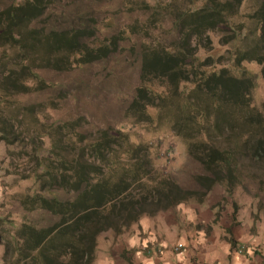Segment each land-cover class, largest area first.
Segmentation results:
<instances>
[{"label":"trees","instance_id":"obj_1","mask_svg":"<svg viewBox=\"0 0 264 264\" xmlns=\"http://www.w3.org/2000/svg\"><path fill=\"white\" fill-rule=\"evenodd\" d=\"M154 1L125 2L127 12L144 19L99 42L94 15L64 12L65 0H0L6 174L33 181L34 189L14 198L26 214L43 216L0 232L3 264H94L100 234H122L144 216L191 200L202 205L217 185L231 192L242 159L264 167V111L253 106L255 75L247 68L259 66L264 81V0L244 16L246 0ZM117 54L134 57L138 73L126 118L168 126L202 170L196 188L157 171L150 145L123 125L88 129L83 117L45 121L60 91L48 103L18 102L50 88V72Z\"/></svg>","mask_w":264,"mask_h":264},{"label":"rangeland","instance_id":"obj_2","mask_svg":"<svg viewBox=\"0 0 264 264\" xmlns=\"http://www.w3.org/2000/svg\"><path fill=\"white\" fill-rule=\"evenodd\" d=\"M257 1L246 0L241 10L242 15L249 13ZM125 2L128 0H65L63 7L64 12H71L80 18L87 17L91 12L99 29H102L96 37L100 42L108 33H121L135 19H144L143 14L127 12ZM147 2L154 4L155 1L147 0ZM170 25V21L165 20L163 26L168 28ZM120 60L127 62L126 68ZM134 61V57L127 58L125 54L122 56L117 54L106 62H95L88 66L72 68L69 71L50 72L46 75V80L51 85L50 88L40 94L18 98V102L21 105L48 103V97H56V91H60L58 93L62 97L61 101L56 102L59 103L56 109L46 110L45 121L51 123L83 117L88 129L108 126L118 128L123 125L133 135L135 141L150 145L151 157L157 171L169 175L183 188L194 189L196 188L195 176L201 175L202 170L199 164L187 155L181 139L173 135L168 126H163V123H158L156 119L153 124L144 125L135 124L125 116L128 101L138 85V73L136 61ZM247 68L255 75L253 106L259 111H264V81L260 74V67L253 64ZM151 113L153 116L156 115L153 111ZM2 156L0 177L4 195L1 211L3 222L0 225V232L7 233L16 230L25 217L27 220L41 222L43 216L40 213L26 214L15 200L14 196L25 189H34V183L30 179L19 181L15 176L6 174L9 161L6 158L5 145L0 142V157ZM237 178L238 183L231 192L227 191L225 184L217 185L205 200V203H210L212 209H215L211 224H216L221 220L229 224L228 228L223 231L226 241L234 240L233 231L236 232V236L243 237V221L246 225L248 220L251 221V227L248 230L250 234L261 229L264 223V167L262 164L255 165L247 159H242ZM259 202L263 210L259 209ZM181 204L187 207L199 205L192 200ZM177 206L169 210L174 211ZM215 219L217 221H214ZM195 227L198 228L199 225ZM134 229H138V226L135 225ZM209 230L210 226L205 227L206 232ZM111 232L106 231V233ZM168 244L170 247L173 246L171 240ZM238 248L243 255V250L248 247L240 242Z\"/></svg>","mask_w":264,"mask_h":264},{"label":"crops","instance_id":"obj_3","mask_svg":"<svg viewBox=\"0 0 264 264\" xmlns=\"http://www.w3.org/2000/svg\"><path fill=\"white\" fill-rule=\"evenodd\" d=\"M1 180L0 177V217L4 195ZM214 212L210 203L189 207L180 204L174 211L141 218L135 224L138 229L133 225L119 235L102 233L97 238L94 264H264V223L250 234L251 221L247 225L243 221V237L233 231L236 246L232 249L223 232L229 224L222 220L211 224ZM169 240L173 242L171 247ZM240 242L248 247L243 255L238 248ZM178 244L183 246L181 253L174 252ZM2 256L0 246V264Z\"/></svg>","mask_w":264,"mask_h":264},{"label":"built area","instance_id":"obj_4","mask_svg":"<svg viewBox=\"0 0 264 264\" xmlns=\"http://www.w3.org/2000/svg\"><path fill=\"white\" fill-rule=\"evenodd\" d=\"M183 250V246L181 244H178L174 247V252L181 253ZM160 252V251H159Z\"/></svg>","mask_w":264,"mask_h":264}]
</instances>
